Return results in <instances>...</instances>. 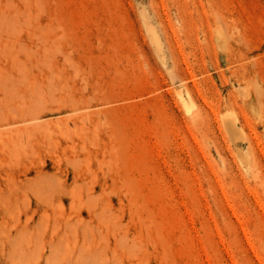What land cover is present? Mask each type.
<instances>
[{
	"label": "rangeland",
	"instance_id": "rangeland-1",
	"mask_svg": "<svg viewBox=\"0 0 264 264\" xmlns=\"http://www.w3.org/2000/svg\"><path fill=\"white\" fill-rule=\"evenodd\" d=\"M0 264H264V0H0Z\"/></svg>",
	"mask_w": 264,
	"mask_h": 264
}]
</instances>
